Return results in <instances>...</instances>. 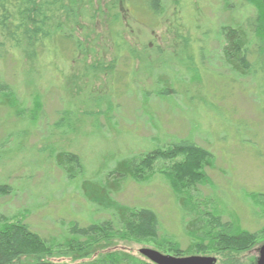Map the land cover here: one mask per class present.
Returning a JSON list of instances; mask_svg holds the SVG:
<instances>
[{
	"label": "rangeland",
	"instance_id": "1",
	"mask_svg": "<svg viewBox=\"0 0 264 264\" xmlns=\"http://www.w3.org/2000/svg\"><path fill=\"white\" fill-rule=\"evenodd\" d=\"M115 2L94 0L93 26L85 25L83 30L80 26L77 31L85 46L79 59L25 63L20 79L6 75L17 90L16 100L41 97L46 119L30 129L7 115L9 109H0V184L11 188V194L0 196V218L18 213L34 231L54 241L48 257L69 262L74 258H65L64 253L71 252L62 242L64 229L73 223L84 226L108 219L110 210L98 211L88 203L56 168L51 152L77 155L85 177L96 178L118 159H138L148 150L166 149L188 139L213 156V166L207 168L211 184H196L180 197L155 174L145 183L122 182L113 200L126 207L153 209L160 226L157 242L175 240L183 248L187 245L183 223L193 215L216 212L222 220L252 232L264 227L262 79L257 74L254 83L248 78L229 83L220 60L224 45L220 28L241 21V1L161 0L152 23L136 15L133 7H114ZM114 15L119 16L117 21ZM119 43L134 47V59L125 84L115 89L113 76L125 70L120 64L123 57H118ZM198 56L204 57V64ZM164 62L176 72L170 85L174 95L163 100L151 95L147 101L144 93L153 87L148 68ZM117 91L126 94L117 100ZM257 95L260 100L262 96L261 102L254 101ZM63 107L74 108L76 117L73 130L67 133H62L67 128L53 124ZM263 243L256 246L257 251L240 255L241 264H250ZM153 244L143 238L101 241L92 258L103 248L140 256V248L154 249ZM216 264L223 263L218 260Z\"/></svg>",
	"mask_w": 264,
	"mask_h": 264
},
{
	"label": "trees",
	"instance_id": "2",
	"mask_svg": "<svg viewBox=\"0 0 264 264\" xmlns=\"http://www.w3.org/2000/svg\"><path fill=\"white\" fill-rule=\"evenodd\" d=\"M240 1L238 10L243 14L241 21L220 28L219 34L224 40V45L221 46V69L223 75L228 76L229 83L233 84L247 78L249 83H254L258 74L262 79L261 95L264 96V0ZM93 2L94 0H0V109H9L7 115L15 117L17 123H24L30 129L35 128L46 119L44 102H41L38 95L16 100L17 90L6 80V75L11 73L12 77L20 79L25 63H48V60L55 58L61 62L79 59L85 46L77 31L80 26L82 30L85 25L93 26L94 14L97 12V8H93ZM119 4L127 10L133 7L136 15L147 17L150 23L156 19L161 9V0H117L114 7H119ZM108 8L112 7L108 5ZM112 17L116 21L119 19L118 15ZM91 20V24L86 23ZM184 41L190 40L185 38ZM119 47L122 52L118 57H123L120 64L125 70H117L113 76L115 89L117 85L125 84L127 76L131 74L134 59L133 46L123 47L119 43ZM202 59L198 56V60L204 64V57ZM179 63L182 66V62ZM167 65L164 62L163 65L148 68L153 87L151 91L144 93L145 100L148 101L151 95L160 100L174 95L170 85L175 82L176 72ZM197 69L199 70L198 67ZM189 74L192 72L189 71ZM115 94L117 100H120V96L124 97L123 94L126 93L117 91ZM135 95L136 93L133 96ZM258 97L257 95L255 102ZM109 100L114 101V94L110 95ZM261 100L258 99L259 102ZM73 109L63 107L57 113L53 124L55 128H67L62 133L73 130L76 118ZM51 153L56 168L70 183L75 184L80 195L88 203L95 205L98 211L110 210V217L84 226L73 223L64 229L62 242L67 251L69 249L71 252L64 253L65 258H74L69 262H59L48 257L54 241L49 236H42L34 231L28 223L16 216L18 213L2 217L0 264H153L139 252L140 256H137L120 249L104 251L103 248L102 252L92 258L97 250V243L101 241L132 242L141 238L144 242L152 241L154 249L166 255L214 256L223 264H241L240 255L255 249L257 251L256 246L264 242V227L253 232L237 228L231 220H222L216 212H212L202 216L193 215L183 223V233L187 240L184 248L175 240L160 243L157 242L159 221L153 209L146 206L126 207L113 200V195L122 182L131 180L145 183L155 174L163 177L171 191L180 197L190 193L196 184H211L207 168L213 166L214 158L191 140L181 139L169 144L166 149L157 147L148 150L138 159H118L107 173L96 178L85 177L77 155L69 152ZM77 177L78 181L75 180ZM7 194H11V188L0 184V196ZM23 258L31 259L24 262ZM256 258L257 255L249 261L250 264H255ZM75 261L79 262L73 263Z\"/></svg>",
	"mask_w": 264,
	"mask_h": 264
},
{
	"label": "water",
	"instance_id": "3",
	"mask_svg": "<svg viewBox=\"0 0 264 264\" xmlns=\"http://www.w3.org/2000/svg\"><path fill=\"white\" fill-rule=\"evenodd\" d=\"M139 254L153 264H216L214 256L192 255L186 257H175L163 254L152 248H140ZM255 264H264V243L258 248Z\"/></svg>",
	"mask_w": 264,
	"mask_h": 264
}]
</instances>
